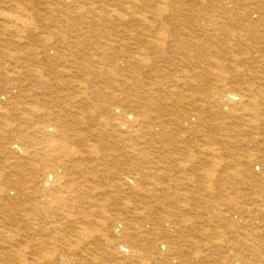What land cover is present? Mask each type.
Masks as SVG:
<instances>
[{
	"label": "bare ground",
	"instance_id": "1",
	"mask_svg": "<svg viewBox=\"0 0 264 264\" xmlns=\"http://www.w3.org/2000/svg\"><path fill=\"white\" fill-rule=\"evenodd\" d=\"M0 264H264V0H0Z\"/></svg>",
	"mask_w": 264,
	"mask_h": 264
}]
</instances>
